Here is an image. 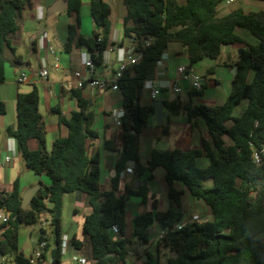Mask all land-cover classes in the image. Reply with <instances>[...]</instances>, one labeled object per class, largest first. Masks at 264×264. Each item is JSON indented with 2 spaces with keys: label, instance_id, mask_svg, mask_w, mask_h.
<instances>
[{
  "label": "trees",
  "instance_id": "1",
  "mask_svg": "<svg viewBox=\"0 0 264 264\" xmlns=\"http://www.w3.org/2000/svg\"><path fill=\"white\" fill-rule=\"evenodd\" d=\"M67 1V13L80 12L82 0ZM224 1L123 0L125 37L142 57L127 68L119 81L125 115L121 128L123 152L118 165L126 167L135 162L140 174L163 168L174 203L167 211H158L154 206L136 216V249L143 250V256L133 264H162L148 248L150 230L156 222L167 230L158 247L174 255L167 264H264V11L238 8L221 14ZM33 4V0H0V84L6 81L7 50L15 58L13 65L23 63L10 36L20 30L19 19ZM90 13L97 30L92 37L79 36L77 43L91 53L95 66H102L105 53L113 45L111 7L105 0H91ZM238 29L246 30L254 43L239 35ZM74 38L70 26L67 47ZM149 38L155 41L145 47ZM174 43L186 48L191 65L207 57L219 59L223 46L242 45L237 61L239 72L233 91L222 106H185L189 120L201 116L206 123L210 141L205 140L202 149L154 151L150 162L143 166L139 163L138 138L155 108L141 105L139 99L146 81L154 78L159 62ZM244 101L247 106L239 116H234L235 109ZM39 103L36 88L31 93L19 94L17 127H8L7 134L16 140L27 168L47 176L51 184L42 186L27 208H22L19 181L11 192H0V207L9 218L0 225V253L13 256L14 264H33L31 258L20 253L19 231L22 225L36 224L48 212L55 241L53 263L61 264L63 200L66 194L77 193L86 194L93 209L83 225L89 262L128 264L131 242L125 238L115 241L111 228L118 225L120 236L125 234L128 198L139 196L146 203L148 188L130 189L127 196H119L115 182L112 191H102L100 157L89 153L88 144L99 136L93 129L96 115L82 100L80 110L69 118L55 110L68 135L55 138L48 150ZM170 108L179 113L183 106L173 103ZM6 113V105L0 101V115ZM33 139L38 142L37 150L30 149ZM255 153L261 157L260 163L255 161ZM204 156L209 160L205 167L199 165ZM177 183L193 198L204 202L212 214L209 220L184 222V191L176 188ZM39 241H48L45 229L41 230ZM73 243L76 250H82L85 242Z\"/></svg>",
  "mask_w": 264,
  "mask_h": 264
},
{
  "label": "crops",
  "instance_id": "2",
  "mask_svg": "<svg viewBox=\"0 0 264 264\" xmlns=\"http://www.w3.org/2000/svg\"><path fill=\"white\" fill-rule=\"evenodd\" d=\"M56 1L49 0L46 8H49ZM105 1L111 7L110 20L113 28V45L105 53L103 65L96 66L95 76L112 78L119 67L124 51L134 46L125 37L124 33L126 9L123 0ZM33 3V7L24 10L19 19L20 30L10 36L12 46L17 49V54L22 56L23 63L13 65L14 56L9 50L5 52L7 60L6 81L0 84V101L5 103L7 113L0 115V160H4L6 157H10L11 160L0 170V192H11L15 182L19 181L20 193L23 198L34 187L39 185L41 187L50 186L51 184V180L47 176H39L27 168L17 149L16 140L7 134L8 127H17L18 95L31 93L35 88L38 90L40 95L39 111L43 117L48 150H51L55 138H63L68 135V129L59 122L55 110L59 109L64 117L69 118L73 112L80 110V101L82 100L85 106L89 107L96 115L93 129L99 136L90 140L88 144L89 153L91 155L98 154L100 157L102 191H112L115 182L118 184L117 194L119 196H127L130 189L138 190L144 186L148 188L146 203L139 196L128 198L125 234L119 237L131 242L126 261L128 264H133L138 259L137 257H130V247L136 243L134 237L136 216L153 210L154 206L158 211H167L174 207V203L169 197L170 189L166 181V172L163 168L158 167L154 171L147 170L140 174L136 169V163L132 166L130 162L126 167H119L118 163L123 152V134L121 128L116 124V116L117 113L124 110V99L121 90L98 91L88 86L83 89L77 87L74 72L81 71L85 76H88L84 63L89 55L87 48L79 47L77 39L79 36L92 37L97 30L90 13L91 0H82L79 13L72 12L69 14L64 10L61 13H66L67 18L51 22L48 25L51 28H42L41 31H38V34L34 33V24L38 25L44 21L45 5L39 0H33ZM87 5L89 6V14L83 15L82 10ZM70 26L73 28L75 38L71 45L67 47ZM27 34H29L28 37ZM53 35L59 38L64 50L55 48ZM26 37L32 42V52L38 56L36 63L31 59L26 61L23 55L19 53ZM227 46L222 47V54L219 59L207 57L201 62L191 65L185 47L178 43L170 45L157 66L154 78L151 79L161 87V94L153 99L151 89L145 86L139 99L140 104L147 107L154 106V101H162L164 104L163 112L165 113L163 122L158 123L154 109V113L150 115L147 124L139 135V163L141 165L146 166L150 162L154 151L181 150L188 152L194 149H202L203 142L205 140L210 141L204 119L201 116H196L189 120L185 106L190 105L193 108L200 105L218 107L227 101L233 91V82L236 76L234 69L237 67L238 61V56L235 58L232 55L231 49L233 46L231 45V48ZM57 62L59 63L58 68L54 66ZM44 67L49 71V79L46 81L41 80L39 77V73ZM182 67L186 68L190 74L202 78L203 86L206 85L205 89L211 87L214 90L223 91L225 102L218 105L216 97L206 99L203 87L200 94H193V92L201 90H194L191 81L179 74V68ZM23 72L27 73V80L19 84L17 79ZM175 84L181 88V93L174 91ZM183 85L187 88L189 98L184 96ZM173 103L182 105L183 109L179 113H175L170 108ZM29 146L31 150H37L38 142L33 139L29 142ZM208 164L209 160L205 156L199 160L200 166L205 167ZM127 168H132L134 173H128ZM176 188L184 191L183 196L188 195L182 184L177 183ZM181 201L185 212L184 222L193 221L195 217L201 219L205 213L208 216L212 215L209 209L202 206L201 200L192 197L189 212L184 209L183 197ZM50 206L51 204H49ZM199 210H203V214H200ZM92 212L93 209L88 203L86 194L69 193L64 196L62 234L68 240V247L66 253H63L61 264H77L75 258L79 257L87 259L88 254L86 251H89V245L83 234V225ZM39 221L41 225L37 230L34 228H31V230L25 227L20 228V253L32 258L39 249L41 230L45 229L48 247L43 252L42 259L32 263L54 264L55 241L50 227V214L48 212L42 214ZM38 231L39 234L36 235ZM166 232L167 230L160 223L156 222L152 225L150 230L151 240L148 247L151 252V248L155 244L158 247L159 239ZM29 238L32 244H30L28 250ZM74 240L85 242L82 250H76ZM162 249L164 248L158 247V253L153 252L159 259ZM87 261L90 264L88 259ZM0 264H14L13 256L1 254Z\"/></svg>",
  "mask_w": 264,
  "mask_h": 264
},
{
  "label": "built area",
  "instance_id": "3",
  "mask_svg": "<svg viewBox=\"0 0 264 264\" xmlns=\"http://www.w3.org/2000/svg\"><path fill=\"white\" fill-rule=\"evenodd\" d=\"M235 2V0H225L224 3L221 5L220 10L225 8L226 6H230ZM155 41L154 38H149L147 41H145L144 46L148 47L151 43ZM142 57L141 52H136L134 47L128 48L127 50L124 51L122 59L120 60V64L116 72L114 73L112 78H107V77H96L95 76V64L92 60V55L89 53L84 65L85 68L87 69L88 76H85L81 71H75L74 72V79L77 84V87L80 89L85 88L86 86L91 87L95 90L98 91H107V90H121L119 86V81L123 77L125 71L127 68L131 65H134L139 62V60ZM56 68L59 67V63L57 62L54 65ZM179 74L183 76L185 79H188L192 83V88L194 90H201L203 87V80L199 76L192 75L189 72H187V69L182 67L179 68ZM39 77L41 80L46 81L49 79V71L47 68H42ZM27 80V73L23 72L20 74V76L17 79V82L19 84L24 83ZM145 86L149 87L152 92V97L153 99H156L160 94H161V87L156 84L153 80H147L145 83ZM174 91L176 93H181V88L175 84L173 87ZM125 115V111H121L117 113L116 116V124L119 128H122V119ZM10 157H6L4 160H0V170H2L9 162H10ZM255 161L257 163L261 162V157L259 156L258 153H255ZM127 172L132 174L134 173L132 168H127ZM9 221V218L6 214V211L4 208L0 207V225L5 224ZM193 221H200L198 217H195ZM182 227L178 226L180 229ZM111 231L113 233V239L116 241L120 237V228L118 225H113L111 228ZM47 247L46 242H40L39 243V249L38 251L35 252L34 256L31 258L32 262L41 260L43 257V252L45 251ZM68 247V240L67 238L63 237V244H62V251L63 253H66ZM0 258H1V253H0ZM77 264H88V261L86 258L79 257L75 258ZM123 264V263H121Z\"/></svg>",
  "mask_w": 264,
  "mask_h": 264
},
{
  "label": "rangeland",
  "instance_id": "4",
  "mask_svg": "<svg viewBox=\"0 0 264 264\" xmlns=\"http://www.w3.org/2000/svg\"><path fill=\"white\" fill-rule=\"evenodd\" d=\"M39 2H41L42 4L45 5V10H44V14H45V19L43 22H41L40 24H34V28H35V32L34 33H37L38 34V31H41L42 28H51L50 26H48L51 22L53 21H60L64 18H67L66 16V13H57V14H54L52 16H49L48 13H47V10L48 8H46V5L48 4L49 0H39ZM238 8H242L244 9L245 11L247 12H250V11H264V3L260 2V1H257V0H235V2L230 5V6H226L225 8L221 9L220 12L221 14H226V13H229L235 9H238ZM82 14L83 15H88L89 14V6H85L82 10ZM238 34L243 36L244 38H246V40L250 43H254L253 41V38L249 35V33L246 31V30H243V29H238L237 30ZM51 33H54V32H51ZM55 34V33H54ZM29 34H27V37H28ZM26 37V41L25 43L23 44V46L20 48L19 50V53L21 55H23L24 59L27 61L29 59H31L33 62L36 63L37 61V58L38 56L36 55V53H33L32 52V48H33V45H32V42L30 41L29 38ZM53 39H55V48L56 49H61V50H64V46H62V44L60 43L59 41V38L56 37V35H53ZM231 45H228L227 47L231 48L232 46V55L237 58L238 54H239V50H242V45H239V44H234L230 47ZM34 54V55H33ZM33 55V57H32ZM183 89H184V96L189 98L188 97V93H187V88L185 87V85H183ZM205 97L206 99H210V98H215L217 99V103L218 105H222L225 100H224V97H223V91L219 90H214L213 88H207L205 89ZM148 94V91L146 92ZM247 101H244L240 106H238L233 115L234 116H239L242 111L245 109V107L247 106ZM164 172V171H162ZM188 195L186 196H183V205H184V209L187 210L188 212L190 211V201H191V195L189 193H187ZM201 204L202 206H204V208H207L209 209L203 201H201ZM201 209V208H199ZM210 210V209H209ZM199 213L200 214H203V210H199ZM211 218V216H208L207 213H205L204 216L201 217L200 221H206V220H209ZM41 225V222H37L36 224H33V225H22V227H25V228H28V230H31V228H34L37 230V228H39V226ZM39 234V231L37 232L36 235ZM29 237V236H28ZM31 243V240L29 238V245H28V250H29V246H30ZM152 252H154L155 254H157L158 252V247L157 245L155 244L152 248H151ZM29 253V252H28ZM87 254H89L90 252L89 251H86ZM130 253H131V256L130 257H137L138 259L140 257L143 256V250H140L138 251L136 249V243L134 245H132L130 247ZM174 256L169 250L167 249H162L160 251V259L161 260V263L162 264H167V261L170 257ZM91 264V262H90Z\"/></svg>",
  "mask_w": 264,
  "mask_h": 264
},
{
  "label": "water",
  "instance_id": "5",
  "mask_svg": "<svg viewBox=\"0 0 264 264\" xmlns=\"http://www.w3.org/2000/svg\"><path fill=\"white\" fill-rule=\"evenodd\" d=\"M68 6V1L67 0H57L54 2L47 10V13L49 16H52L57 13H61L64 10H66ZM242 53V50H239V54ZM239 72L238 67L234 69V74L237 75ZM153 105L155 107V114L157 117L158 123H162L164 118H165V113L163 112L164 110V104L162 101H154ZM135 162H130V165H134ZM41 189V186H36L33 189L29 190L22 198V208H27L29 204L31 203L32 199L34 196L37 194V192Z\"/></svg>",
  "mask_w": 264,
  "mask_h": 264
}]
</instances>
